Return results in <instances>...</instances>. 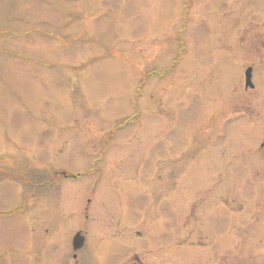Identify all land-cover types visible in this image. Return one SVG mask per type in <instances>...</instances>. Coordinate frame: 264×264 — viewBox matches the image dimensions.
<instances>
[{"label": "rangeland", "instance_id": "obj_1", "mask_svg": "<svg viewBox=\"0 0 264 264\" xmlns=\"http://www.w3.org/2000/svg\"><path fill=\"white\" fill-rule=\"evenodd\" d=\"M263 8L0 0V174L15 175L0 180V264L65 259L85 222L92 264H110L114 244L166 246L181 264H264ZM234 112L247 116L228 125ZM119 213L123 234L101 242L96 229L115 230ZM43 216L59 221L54 249ZM198 239L211 250L183 248Z\"/></svg>", "mask_w": 264, "mask_h": 264}, {"label": "flooded vegetation", "instance_id": "obj_2", "mask_svg": "<svg viewBox=\"0 0 264 264\" xmlns=\"http://www.w3.org/2000/svg\"><path fill=\"white\" fill-rule=\"evenodd\" d=\"M263 10H264V8H263ZM248 11H251V10H248ZM259 11H261V10L259 9ZM248 18H250V16ZM258 35H260L259 32H258ZM249 67H251V66L249 65L248 68ZM251 68L253 69V74H252V79H253V77L255 75V73H254L255 69H254V67H251ZM263 81H264V78H263ZM245 90H247V89H245ZM226 100H229V98L227 97ZM229 117H230V115L225 117V119H224L225 123H227L229 121ZM263 148H264V143H262L260 145L259 150L263 149ZM258 152H261V151H258ZM208 156H209V158H211L212 153H210ZM71 174L63 173L62 176L66 179ZM0 176H1L0 180H3L4 182H11L12 176L14 177L15 175L13 173H11L9 170L8 171L6 170L2 174H0ZM36 178H37L36 181L38 182V177H36ZM116 181L118 184L119 183L123 184V182H124L121 177H117ZM24 205L25 204L23 202V203L19 204L18 206H15V208L20 207V206H24ZM90 207H91V201L88 203L87 207L84 209L85 210L84 211V219L85 220L90 219L89 218ZM115 215H116V213H115ZM76 217H77L76 212L73 213V211H72L71 214L69 215L68 223L69 222L75 223ZM122 217L123 216L121 215V213H119L116 218L114 217V219H116V222H117V228H115V230L113 228V226H115V223H113V222H112V224H110V226H111L110 228H106L107 230L105 228L96 229L99 233H101V236L105 235V236L101 237V239H100L101 242L103 241V239H106V240L107 239H111V240H118L119 239V236L123 234V231H122V227H123L122 226V220L123 219H122ZM38 221H39L38 222L39 228L42 231H44L45 234H47L48 236L50 235V233H49L50 229L46 228L45 225H48V223L53 225V227L50 226L53 229V233H52L53 236H52V238H47V242L54 249L52 242L57 240L55 227L57 226V223L59 222L58 219L56 217L55 218L52 217L50 219V218H45L43 216L42 218H39ZM92 221H97V219L94 217L92 219ZM85 224H86V222H85ZM102 224H103V226H109V224H106V218H104L102 220ZM84 225L81 227L73 228L72 234H71V236H69V240L67 241L68 242L67 247L69 249L66 251L67 254L65 256V259H62L58 262L57 261H50L48 259L44 260V257H42V254H39L38 264H92L89 260H87V252L91 248L92 245H90V242H91L90 234H89L88 230L84 227ZM46 229H49V230H46ZM106 232L108 234H106ZM136 235H137V238H141V237H139L141 235L140 233H136ZM76 236H78L82 239L81 246H79L80 240H79V242H77V244L74 245L73 241L76 238ZM191 236H193V235H191ZM146 238H147V240H149L148 236H146L145 238H142V239H146ZM131 239H132V237H131ZM150 240H151V237H150ZM189 243L190 244H186L183 248L184 249H186V248L187 249H196V248L203 249V248H205L207 250H211V248H212L211 242L209 244H205L202 241H199V239L197 242L191 241ZM40 244H42V243H39L38 246ZM99 244H101V243H99ZM106 250H107V253L109 254V256L111 257V259L109 260L110 264H181L178 261H173V262H172V260L170 261V255H169L170 249L167 248L166 246L163 248V247H161V245H158V244H156V245L150 244V246L147 247L146 250H141V251L138 248H136V246H134V245L133 246H131V245L127 246V245H122V244L121 245L120 244H114V245H111ZM214 250H216V249H214ZM39 253H41V250H39ZM175 255H177V253ZM226 255H228V254H226ZM217 258L219 259L218 255H217ZM218 259L216 260L215 264H233V262L230 259H228L226 261L222 260L221 262H219ZM222 262H225V263H222ZM185 263L186 264L187 263L194 264L196 262L195 261L189 262L188 260H186ZM182 264H184V263H182ZM197 264H203V262H200Z\"/></svg>", "mask_w": 264, "mask_h": 264}, {"label": "water", "instance_id": "obj_3", "mask_svg": "<svg viewBox=\"0 0 264 264\" xmlns=\"http://www.w3.org/2000/svg\"><path fill=\"white\" fill-rule=\"evenodd\" d=\"M251 72H252L251 69H248L247 72H246V86H247V87H248V86H252V85H251ZM79 240H80V244H79V246H81V241H82L81 238H76V242H75V244H77V242H79Z\"/></svg>", "mask_w": 264, "mask_h": 264}]
</instances>
